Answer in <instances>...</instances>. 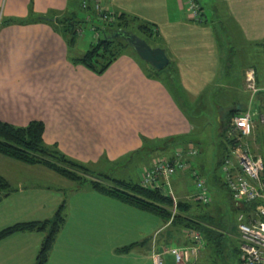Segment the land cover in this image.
Returning a JSON list of instances; mask_svg holds the SVG:
<instances>
[{"label":"crops","instance_id":"0c3cea01","mask_svg":"<svg viewBox=\"0 0 264 264\" xmlns=\"http://www.w3.org/2000/svg\"><path fill=\"white\" fill-rule=\"evenodd\" d=\"M86 1L87 8L84 0H0L1 122L27 126L42 121L46 144L95 173L122 161H143L171 139L178 144L172 157L186 150L195 127L183 110L187 97L198 107L212 90L223 94L227 112L250 111L253 119L264 114V0H195L202 10L199 21L191 18V0H101L114 25L101 19L95 0ZM87 28L93 34L89 49L77 42L90 40ZM113 28L165 50L168 66L154 69L124 43L104 74L84 67L79 60L102 39L96 42L94 36L103 32L106 37ZM250 70L258 87L254 97L246 88ZM226 120H220L221 132ZM247 144L251 155L264 158L262 135L253 133ZM65 186L66 198L71 197L62 203L66 223L47 264H154L153 254L167 249L169 234L162 239L166 225L151 213L89 185ZM17 205L31 211L29 201ZM32 218L5 220L4 226L0 221V231L40 220ZM46 235L29 231L1 239L0 264H35ZM113 239L118 251L106 250V241ZM164 260L174 264L169 255Z\"/></svg>","mask_w":264,"mask_h":264},{"label":"rangeland","instance_id":"374dc122","mask_svg":"<svg viewBox=\"0 0 264 264\" xmlns=\"http://www.w3.org/2000/svg\"><path fill=\"white\" fill-rule=\"evenodd\" d=\"M109 33V36L113 35L111 29ZM85 34L86 38L88 37L90 40H79L78 38L77 42L79 46L89 49V42L92 41L93 36L90 28L86 29ZM100 35L101 37L94 36L96 42L101 38H105L103 32ZM119 42L129 45L128 42L118 36L114 44L117 45ZM126 47L128 51L135 53L131 46ZM222 96L223 94H216L212 90H209L200 100L198 107L192 105L190 97L185 99L183 110L195 126L192 135L185 141V145L186 150L195 152V155L192 157H182L188 164L187 168L170 179L171 190L177 200L190 204L189 215H209L212 218V224L219 227L226 234L227 240L224 241V248L219 251L222 254L216 251L215 253L213 252L211 257H208L209 253L205 252L201 255L197 264H239V255L236 253V249L239 247V217L242 213H248V210L235 209L231 191L227 186V178L220 163L222 152L226 151L225 144L227 138H229L228 132H221L220 130V120L226 119L225 116L223 117V113L228 111L226 105L221 100ZM243 98L241 105H245L246 103ZM254 123L253 133L264 137V124L260 123L259 118H255ZM177 145L171 139L168 146L150 153V156L143 161H122L111 167L105 166V168H99L95 170V174L107 175L112 179L140 182V176L142 177L147 169L157 160L164 159L170 161L173 159L174 157L171 155L176 152ZM194 170L198 171L206 181L207 195L211 199L208 204L202 201H195L193 198L198 193L196 181L192 176ZM0 175L8 181L10 180L12 187L19 188V190L20 187L23 188L19 193H12L10 197L5 198L0 203V221L2 226L8 225V222L5 220L10 223L14 218L29 220L34 217L35 219H40L37 221L53 218L60 205L62 203L66 204L65 200L69 202L71 198H66L70 192L65 185L66 183L73 184V182L62 178L41 165L30 166L3 157V162L0 163ZM102 182L104 185L114 184L113 181L108 179H104ZM159 184L164 193H170L169 185L166 181L161 180ZM75 188H79V186L75 184ZM83 188H89V186L86 185ZM20 192L25 193L22 195ZM21 200L30 202L31 211L23 212L18 208L17 203ZM32 202L35 203L33 206L31 205ZM66 214L67 212L64 211V215ZM152 216L160 220L163 226L166 225L163 228L162 239L165 241L164 238H167L166 235L169 234L166 243L167 248L183 247L185 239H187L185 231L181 228L167 225L168 220L166 218L156 214H152ZM106 245V250L118 251L116 240H108L106 241Z\"/></svg>","mask_w":264,"mask_h":264},{"label":"trees","instance_id":"16d2710c","mask_svg":"<svg viewBox=\"0 0 264 264\" xmlns=\"http://www.w3.org/2000/svg\"><path fill=\"white\" fill-rule=\"evenodd\" d=\"M40 21L48 23L47 18L42 16ZM11 22L12 20L9 23ZM115 23L116 21L112 25ZM144 29H148V27H144ZM111 30L115 33L119 29L113 28ZM114 43L115 39L111 38V35H107L105 39L99 40L96 45L92 46L79 60L80 63L95 74H104L120 54V48L123 45L120 42L117 45ZM240 113L238 109L228 112L225 132L229 133L233 118L242 114ZM44 132L45 125L42 121H32L27 126H15L0 121V155L30 166L41 165L62 178L77 184L79 188L89 185L94 190L122 203L166 218L168 220L167 225L181 228L185 231V234L188 230L200 232L205 242V247L199 256L200 258L205 252L209 253V255L207 254L208 257H211L213 252L223 250L224 241L227 240L226 234L219 227L212 224V218L209 215H189L190 204L177 200V205L175 206L174 198L169 193H164L162 187L156 189L146 188L142 186L141 182L112 179L107 175L101 174L96 175L86 165L65 155L57 146L46 144ZM170 141H166L165 144L169 145ZM234 143L235 139L227 138L226 151L222 152V157L220 158L221 167L228 153L229 145ZM178 154V158L174 156L169 161L170 164L179 161L187 166L188 164L182 157L195 155L190 150H183ZM103 178L113 181L114 185H104L102 182ZM17 190V188L12 187V184L6 178L0 176V203ZM64 207L65 205L62 204L51 219L18 222L2 229L0 231V240L18 232L47 231L35 263L47 264L56 239L66 223ZM235 209L245 211L249 207L241 204L239 206L235 205ZM186 244H188V240ZM131 247L133 246L125 247L122 251H129ZM236 253L239 255V247L236 249Z\"/></svg>","mask_w":264,"mask_h":264},{"label":"built area","instance_id":"2783aa9c","mask_svg":"<svg viewBox=\"0 0 264 264\" xmlns=\"http://www.w3.org/2000/svg\"><path fill=\"white\" fill-rule=\"evenodd\" d=\"M95 10L107 24L115 22L111 15L107 14L101 0H95ZM83 6L87 8L86 0ZM191 18L199 21L202 18V10L195 0L189 3ZM246 88L254 97L258 93L255 72L250 70L246 74ZM260 123L264 124V114H259ZM253 114L244 112L233 118L229 130V139H235V143L229 145L222 169L227 178V186L231 191L235 205L245 204L249 207L248 213H242L239 217V264H264V158L254 157L249 151L247 139L254 131ZM195 154V152H193ZM187 168L182 162L176 161L170 164L164 159L157 160L151 168L147 169L141 177V184L146 188H160L159 181H166L169 185L170 195L177 199L171 190L170 179ZM192 176L196 181L198 193L193 198L208 204L211 199L207 195L206 181L201 174L194 170ZM188 244L183 247L165 249L163 253H154V264H164V256L169 255L174 259V264H192L205 247L203 236L200 232L188 230L186 232Z\"/></svg>","mask_w":264,"mask_h":264},{"label":"water","instance_id":"95a60500","mask_svg":"<svg viewBox=\"0 0 264 264\" xmlns=\"http://www.w3.org/2000/svg\"><path fill=\"white\" fill-rule=\"evenodd\" d=\"M118 36L128 42L129 46L136 51L140 58L154 69L163 70L168 66L170 60L166 55L165 50L161 48H153L146 40L132 32L119 30L113 33L111 38L116 39Z\"/></svg>","mask_w":264,"mask_h":264}]
</instances>
